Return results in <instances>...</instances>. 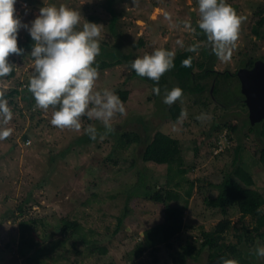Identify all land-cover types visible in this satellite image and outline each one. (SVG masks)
Segmentation results:
<instances>
[{"label": "rangeland", "instance_id": "rangeland-1", "mask_svg": "<svg viewBox=\"0 0 264 264\" xmlns=\"http://www.w3.org/2000/svg\"><path fill=\"white\" fill-rule=\"evenodd\" d=\"M107 1L17 0L14 7L27 22L41 6L64 4L80 11L78 29L85 20L103 25L99 43H118L135 58L156 48L176 54L197 45L193 54L197 61H205L204 44L192 30V21L199 19L198 0H112L116 36L109 30ZM226 3L242 19L230 59L217 57L213 68L231 77L215 85L216 93L209 80L205 92L182 96L170 105L171 113L163 102L164 93L155 100L150 85L133 77L127 66L109 68L95 57L99 75L93 91L115 90L125 109L112 117V131L87 115L80 117L79 130L51 124L53 106L39 108L28 89L33 42L26 31L19 32L17 44L24 51L8 57L14 76L0 77V92L9 94L5 99L12 113L7 122L0 116V128L12 129L0 139V264L32 263L19 254L24 247L20 221L33 226L26 237L48 247L41 264H209L204 234L222 221H229L230 227L219 244L237 248L236 253L226 252L227 259L264 264V257L256 255L254 260L245 255L257 246L241 248L238 241L242 235L249 238L251 219L241 217L234 206L227 208L226 215L207 206L227 177L259 194L264 203L260 144L248 131V110L240 100L237 77L240 69L264 61V26L258 24L264 22V0ZM189 20L191 28H186ZM182 110L187 111L186 117ZM89 125L97 129L94 140L84 131ZM157 137L179 150L181 165L173 166L172 172L167 165L141 160L145 145ZM169 189L179 194L178 201L152 200ZM165 206L182 210L181 231L168 247L158 245L153 251L143 244V235L163 222ZM64 221L76 222L78 232L63 233ZM254 240L264 246V239Z\"/></svg>", "mask_w": 264, "mask_h": 264}, {"label": "clouds", "instance_id": "clouds-1", "mask_svg": "<svg viewBox=\"0 0 264 264\" xmlns=\"http://www.w3.org/2000/svg\"><path fill=\"white\" fill-rule=\"evenodd\" d=\"M16 2L0 0V77L12 71L10 54L19 56L23 53L24 49L18 47L17 41L19 32L24 30L33 42L29 55L34 60L33 74L27 86L39 108L53 106L51 124L79 130L80 117L87 115L101 121L106 131H112L110 121L114 114L124 113L123 102L113 89L93 91L99 75L94 60L100 52L98 37L103 25L85 20L78 29L80 11L64 4L41 6L38 14L25 22L16 15ZM198 12L197 26L207 37L212 52L221 61H228L242 17L226 0H198ZM185 27L191 28L190 20L185 21ZM197 47L190 45L186 50L195 53ZM174 56L171 50L156 48L136 57L130 67L138 76L158 82L161 75L174 66ZM181 63L184 67L190 66L191 57ZM153 92L159 94V87L154 86ZM181 96L182 89L175 86L166 90L163 102L171 105ZM11 115L4 93L0 92V116L7 122ZM181 115L186 117L187 111L182 110ZM11 131L0 128V139L8 137ZM84 131L90 139H96L94 126L89 125ZM255 254L264 257V246L257 244ZM217 264H238V261L220 257Z\"/></svg>", "mask_w": 264, "mask_h": 264}, {"label": "trees", "instance_id": "trees-1", "mask_svg": "<svg viewBox=\"0 0 264 264\" xmlns=\"http://www.w3.org/2000/svg\"><path fill=\"white\" fill-rule=\"evenodd\" d=\"M112 0L107 1V11L111 15L109 22L110 33L114 36L117 34L116 23L117 15L112 7ZM263 20L258 24L263 27ZM193 29H195L194 34L199 42H203V47L205 49V61H197L193 52L187 50L179 51L174 56V66L163 73L159 81H153L150 78L138 76L134 70L131 69L130 64L135 59L132 52H125L121 50L118 43L109 45L106 42H100V52L96 56L99 61L105 63L109 68L115 66L125 65L133 73V77L140 79L141 81L150 85L152 92L154 86H158L160 93L156 94L153 92V97L155 100H159V95L165 94L166 90H170L175 86H179L182 89V96H196L206 91L208 88L207 82L212 81L213 93L217 92L215 85L220 82H225L229 80L231 75L227 72L220 73L214 70V63L217 56L212 52L211 46L208 43L205 34L198 28L197 23L192 21ZM191 57L190 66H182V60ZM247 66V64L245 65ZM14 71H12L6 76V78H13ZM215 87V88H214ZM17 93V92H16ZM9 94H4V98H7ZM181 96V97H182ZM180 97V98H181ZM179 98V99H180ZM240 100L244 98L240 97ZM177 99V100H179ZM229 104V103H226ZM167 110L171 113V106H166ZM249 120V118H248ZM248 131L253 133L258 143L260 144L259 150V161L262 164L264 171V115L258 114L255 121L247 122ZM129 138V137H127ZM237 147V153L239 151ZM141 160L143 162H154L156 164L167 165L170 172L174 171L173 166L177 167L181 165V160L179 158V150L172 148L171 145L161 140L159 137L149 141L141 154ZM181 173V172H180ZM219 190L218 195L214 199L207 200V206L213 209H219L222 215H226V210L228 207H236L241 217H248L252 221V228L250 233L253 236L245 239V237L239 236L238 241L241 243V248L245 247L246 244L257 246L254 238L264 239V203L261 201V196L256 192L252 191L248 187H243L232 182L227 177L219 185H217ZM186 196H189V191L186 192ZM180 196L173 189L166 190L164 195L157 193L152 197V200L156 203H170L171 201H178ZM31 224L27 221L19 222L20 229V240L23 242L24 247L20 248L19 254L24 259V262H30L31 264H41L40 259L42 255H46L48 247L42 246L37 242H34L31 238L26 237V231L28 228H33ZM182 227V210L177 207L164 208L163 222L160 225L149 228L144 232L143 244L149 246L153 251L157 250L158 245L169 246L170 241L180 233ZM230 227L229 221L219 222L215 229L204 234L203 247L209 250L208 260L209 264H217L218 260L215 259L223 257L227 259L226 252L236 253V247H229L223 243L219 244L225 231ZM60 230L63 233L75 234L79 230L78 224L71 222H63L60 226ZM252 248V247H248ZM245 250V249H244ZM46 251V252H45ZM212 251V252H211ZM30 252V254H28ZM102 253L105 250L102 248ZM245 255L251 257L255 260V248L254 251L249 253L245 251ZM197 260V259H195ZM247 261V260H246ZM246 264H253V260L247 261Z\"/></svg>", "mask_w": 264, "mask_h": 264}, {"label": "water", "instance_id": "water-1", "mask_svg": "<svg viewBox=\"0 0 264 264\" xmlns=\"http://www.w3.org/2000/svg\"><path fill=\"white\" fill-rule=\"evenodd\" d=\"M237 77L241 83L240 91L248 110V118L253 122L258 114L264 115V61H256L251 69H240Z\"/></svg>", "mask_w": 264, "mask_h": 264}]
</instances>
